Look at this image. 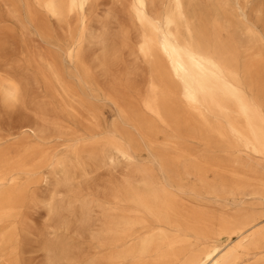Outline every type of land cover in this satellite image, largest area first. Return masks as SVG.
Masks as SVG:
<instances>
[{
    "label": "bare ground",
    "instance_id": "6f19581e",
    "mask_svg": "<svg viewBox=\"0 0 264 264\" xmlns=\"http://www.w3.org/2000/svg\"><path fill=\"white\" fill-rule=\"evenodd\" d=\"M19 1L26 24L64 50L73 65L65 70L56 54L33 61L44 90L36 111L50 116L52 136L75 138L69 155L55 158L51 171L61 176L57 186L72 194V204L80 203L77 239L48 244V264H264V0H165L161 12L155 0H131L129 12L138 25L135 49L149 67L145 92L135 72L110 74L121 64V52L133 50L127 35L117 43L107 33L106 52L96 61L85 53L87 11L94 0ZM248 6L255 21H249ZM35 8L63 24L76 16L79 34L70 33L63 48L51 42ZM235 12L240 22L233 21ZM13 13L18 17L19 8ZM5 44L0 35V52ZM28 80L0 62L5 107L24 104ZM108 102L118 111L110 128L104 118ZM70 122L85 131L82 140ZM2 139L0 264H26L18 220L22 208L35 202L31 187L43 180L39 171L52 160L40 144L4 146ZM189 140L221 149L229 159L198 154ZM141 145L157 163L161 180L154 169L137 164ZM115 159L130 164L129 175L111 182L105 203L81 200L78 181ZM247 190L259 203L235 201L241 210L234 215L202 204L203 195L235 200ZM54 201L53 194L47 205L52 216L75 214L73 205L57 208ZM92 208L102 211L100 217L89 216Z\"/></svg>",
    "mask_w": 264,
    "mask_h": 264
},
{
    "label": "rangeland",
    "instance_id": "374dc122",
    "mask_svg": "<svg viewBox=\"0 0 264 264\" xmlns=\"http://www.w3.org/2000/svg\"><path fill=\"white\" fill-rule=\"evenodd\" d=\"M204 3L207 0H202ZM165 0H155V8L157 12H161ZM131 0H94L87 11L88 41L85 43V53L91 61L99 59L106 49L103 45V37L108 33L109 38L120 43L123 36L127 35L129 44L133 48L132 51L124 50L121 52V64L114 67L110 74L119 77L128 72H135L136 80L141 83L142 92H145L146 87L143 80L148 76V64L136 52L138 25H136L130 15L129 6ZM19 8V16L14 17V11ZM41 22L47 27L48 34L51 36L50 41L59 43L63 48L67 44L69 34L74 36L80 32V23L76 16L68 19L67 23H59L56 19L47 15L42 9L35 8ZM249 21L256 20V13L250 12V6L245 8ZM233 21L240 22L242 16L235 12ZM0 35L5 41V50L0 52L1 64L5 69L17 71L28 77V91L24 98V104L15 108H7L3 105L0 99V137L4 146H14L18 144L42 145L48 150L51 160L49 164L43 166L39 171L38 178L43 180L37 181L31 191L35 194V202L26 204L22 208L21 216L18 220V229L20 231L19 247L26 253L24 262L26 264H48L47 258L44 255L45 247L60 239L74 242L78 235L80 223V203L72 204V194L66 192L57 186V180L60 175H53L51 171V163L55 158L66 157L69 155L70 147L75 144V138H57L53 135V128L48 126L50 116H41L35 109V102L42 100L44 90L40 83L35 78L34 60H39L41 56L48 54H56L59 64L67 69H73V65L64 56V50H60L55 46L50 45L38 32L28 26L25 21V16L22 9V2L15 0H0ZM109 45V44H108ZM110 46V45H109ZM32 63V67L29 64ZM100 75L99 69H95ZM100 80L102 78H99ZM109 80L112 81V78ZM107 83V80H106ZM105 126L110 128L112 124L118 120V111L111 103H107L104 108ZM44 119H47L45 122ZM70 128L78 129L76 135L78 140H82L85 131L74 123L70 122ZM35 130V132H33ZM66 131V130H65ZM75 137V136H74ZM124 146L129 148V145L122 141ZM187 145L196 153L202 154L209 159L219 158L222 160L229 159V156L221 149L213 148L208 150L204 144L189 140ZM130 151H132L129 148ZM137 164L152 168L158 174L161 180L162 175L158 172L157 163L154 161L151 154L146 150L144 145L139 146L135 155ZM130 164L122 159H115L114 162H107L105 167L91 173L84 179H80L76 188L80 190L81 200L97 201L105 203V193L110 187L111 182H121L129 175ZM229 180V177H226ZM26 179V178H25ZM208 181L212 182L215 179L213 173L207 176ZM194 178H189V185L194 184ZM55 195L54 204L57 208L68 209L69 204L73 205L72 214L67 211H62V219L52 216L48 211V203L51 196ZM203 206L215 213L224 212L229 215H234L241 210V207L235 204V201H243L245 206H252L259 203V200L250 196V190L245 192V195L235 198L216 200L213 197L203 195ZM192 203H195L191 200ZM89 216L98 218L102 211L96 208L91 209ZM89 237L85 234L84 247L87 248Z\"/></svg>",
    "mask_w": 264,
    "mask_h": 264
}]
</instances>
